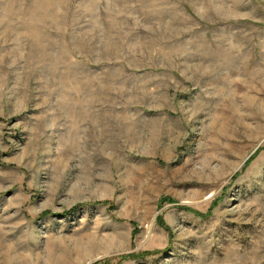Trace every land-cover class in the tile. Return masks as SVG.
I'll use <instances>...</instances> for the list:
<instances>
[{
    "label": "rangeland",
    "instance_id": "1",
    "mask_svg": "<svg viewBox=\"0 0 264 264\" xmlns=\"http://www.w3.org/2000/svg\"><path fill=\"white\" fill-rule=\"evenodd\" d=\"M0 264H264V0H0Z\"/></svg>",
    "mask_w": 264,
    "mask_h": 264
}]
</instances>
